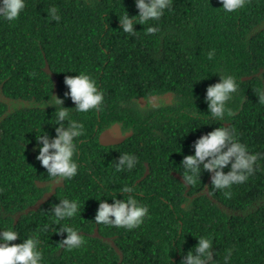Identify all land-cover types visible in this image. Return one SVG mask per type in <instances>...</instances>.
<instances>
[{
  "label": "trees",
  "instance_id": "1",
  "mask_svg": "<svg viewBox=\"0 0 264 264\" xmlns=\"http://www.w3.org/2000/svg\"><path fill=\"white\" fill-rule=\"evenodd\" d=\"M53 6L59 22L47 15ZM124 11L138 14L134 0H25L17 20H0V230L19 233L9 244L38 237L42 264H180L200 236L211 237L217 264L227 249L229 264H264V105L255 94L264 83L257 79L264 73V0H249L233 13H225L220 0H172L159 21L134 24L135 34L120 29ZM149 25L159 30L146 34ZM82 71L97 81L104 102L98 111L72 113L84 126L74 157L78 172L22 213L47 192L49 185L36 182L52 179L35 156L41 131L49 139L55 135V112L51 106L41 111L38 102L64 97V76ZM217 72L232 74L240 85L226 105L232 114L222 122L207 114L203 99L207 86L218 82ZM165 93L168 103L159 97L157 106L141 107L137 101ZM62 106L74 103L64 97ZM113 123L132 135L101 146L98 134ZM220 125L234 128L262 165L229 196L212 188L207 171L186 181L180 165L193 154V142ZM124 152L137 163L117 172L116 158ZM125 185L148 206L144 222L132 230L94 223L99 200L126 199L129 194L120 193ZM63 198L80 202V213L59 222L85 241L71 251L59 246L66 233L55 231L60 225H53L50 211ZM44 225L50 227L42 231ZM95 225L103 238L91 236Z\"/></svg>",
  "mask_w": 264,
  "mask_h": 264
},
{
  "label": "clouds",
  "instance_id": "2",
  "mask_svg": "<svg viewBox=\"0 0 264 264\" xmlns=\"http://www.w3.org/2000/svg\"><path fill=\"white\" fill-rule=\"evenodd\" d=\"M249 0H220L222 10L225 13H233L243 9ZM138 14L129 16L126 11L119 20L120 29L127 34H135L134 24L147 25L149 21H159L165 10H170L172 0H134ZM25 8V0H0V20L9 23L17 20ZM47 15L51 20L59 22L61 17L58 9L53 6L48 9ZM159 29L149 25L146 34H154ZM214 55L213 51L207 53L208 59ZM219 74L218 82L208 85L204 95L207 105V114L216 121H227L232 114L226 105L240 87L238 80L232 74ZM258 81H264V73L257 77ZM63 83L67 87L64 97H70L74 107H63L64 97L54 94L47 99H40L38 107L41 111L46 106H51L55 112V135L49 139L46 132L36 137L37 154L35 159L46 170L51 182L47 192L52 193L56 186L65 180H71L76 176L79 168L74 158L77 151V138L84 132L81 122L72 118V113H87L92 110H100L104 102L103 90L98 88L97 81L86 72L76 75H65ZM255 94L257 102L264 105V83H258ZM123 135V133H122ZM193 154L184 155L180 165L184 170L186 181L199 178L202 170L209 172L210 185L213 189L223 191L229 196L228 191L233 185L246 182L248 178L260 168L261 161L258 154L250 152L248 146L238 139L235 129L228 125L214 127L206 134H201L192 144ZM137 163V157L127 152L118 155L115 161V171H131ZM227 168V171L224 169ZM133 189L123 186L121 195L128 193L126 199L112 198V203L103 199L99 200L98 207L93 217V222L132 230L138 228L148 215V206L138 202L131 195ZM53 225L71 219L80 213L78 200L60 199L51 209ZM50 226L44 225L42 231ZM98 226L95 225L92 229ZM56 229V228H55ZM56 232L66 233L59 241V246L71 251L80 248L84 243L81 232L70 226H61ZM93 234V232H92ZM91 234L92 237H94ZM99 234V232H98ZM19 233L12 228L0 230V264H42L43 253L38 247L40 240L35 236L24 238L21 243H12ZM211 237L200 236L193 248L182 255L180 264H217L215 249ZM232 250L227 249L223 256V264H229Z\"/></svg>",
  "mask_w": 264,
  "mask_h": 264
},
{
  "label": "water",
  "instance_id": "3",
  "mask_svg": "<svg viewBox=\"0 0 264 264\" xmlns=\"http://www.w3.org/2000/svg\"><path fill=\"white\" fill-rule=\"evenodd\" d=\"M45 71L50 75L52 81H53V84L56 86V79H55V76L49 71V69L47 68V65H45L44 67ZM55 86H54V90H55ZM164 97H171V94L170 93H165L164 94ZM152 98V97H151ZM120 125L118 123H114L111 127V129H108L107 131H104L102 132L100 135H99V143L100 144H115V143H120L122 142L125 138L129 137L132 135V131H128V132H125L123 133H120ZM115 131L114 135H112V132ZM146 168H147V165H146ZM146 172H148V169H146V171L144 172V175H146ZM173 175L176 176L178 179H180L185 185L188 186V183L184 180V178L176 173V172H173ZM211 175V174H210ZM210 177L208 178L207 182L209 181ZM51 181H37L36 184L40 187L42 186H45V185H49ZM57 186H63V183L61 182L59 185ZM56 186V187H57ZM203 192L208 196V188H207V185L205 184L204 185V189H203ZM54 192H46L42 195V197L40 199H38L33 205L31 206H28L27 208H25L23 210L22 213H26L28 210H35L38 205L42 204L45 200H47ZM200 194V193H199ZM214 201V200H213ZM20 213L17 214V216L19 215ZM93 236L95 237H101L99 234H98V229L97 227L94 228V231H93ZM103 238V237H101ZM105 241L109 242L111 244V246L113 247L114 250H116L117 254L119 255L120 259H121V253L120 251L118 250V248L116 247V245H114L113 241L106 237L104 238Z\"/></svg>",
  "mask_w": 264,
  "mask_h": 264
},
{
  "label": "flooded vegetation",
  "instance_id": "4",
  "mask_svg": "<svg viewBox=\"0 0 264 264\" xmlns=\"http://www.w3.org/2000/svg\"><path fill=\"white\" fill-rule=\"evenodd\" d=\"M152 97V98H151ZM159 97H162V101L163 102H166V103H168V102H170V100H171V97H164V95H159V96H156V95H152V96H149V97H147L146 99H144L143 97H138L137 98V101H138V103H139V105L141 106V107H148L149 105H152V106H157L158 104H159V99H157V98H159ZM114 124V123H113ZM113 124H111L110 126H108V127H106V128H104V129H102L101 130V132L98 134V142H99V135L102 133V132H104V131H107L108 129H111V127H112V125ZM121 129V128H120ZM121 132L120 133H125V132H128V131H122V130H120ZM114 133H115V131H113L112 132V135H114ZM121 143V142H120ZM115 144H117V143H115ZM115 144H100L101 146H113V145H115ZM119 144V143H118Z\"/></svg>",
  "mask_w": 264,
  "mask_h": 264
}]
</instances>
